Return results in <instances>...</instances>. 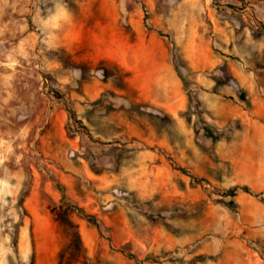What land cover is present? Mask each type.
<instances>
[{
	"label": "rangeland",
	"instance_id": "374dc122",
	"mask_svg": "<svg viewBox=\"0 0 264 264\" xmlns=\"http://www.w3.org/2000/svg\"><path fill=\"white\" fill-rule=\"evenodd\" d=\"M261 105L264 0H0V264H264Z\"/></svg>",
	"mask_w": 264,
	"mask_h": 264
},
{
	"label": "crops",
	"instance_id": "0c3cea01",
	"mask_svg": "<svg viewBox=\"0 0 264 264\" xmlns=\"http://www.w3.org/2000/svg\"><path fill=\"white\" fill-rule=\"evenodd\" d=\"M253 92V90H251ZM252 105H256L255 101L252 102ZM262 109L256 113V118H247L248 121L246 122L245 130L246 132L250 131L251 125L253 126L252 129L254 130L252 134V138L258 142L261 141L262 145L264 144V105H261ZM245 124V122H244ZM263 148V147H262Z\"/></svg>",
	"mask_w": 264,
	"mask_h": 264
},
{
	"label": "trees",
	"instance_id": "16d2710c",
	"mask_svg": "<svg viewBox=\"0 0 264 264\" xmlns=\"http://www.w3.org/2000/svg\"><path fill=\"white\" fill-rule=\"evenodd\" d=\"M182 171H183V170H182ZM60 191L62 192V188H60ZM244 191L247 192L246 189H244ZM67 207L69 208V206H66V209H67Z\"/></svg>",
	"mask_w": 264,
	"mask_h": 264
}]
</instances>
